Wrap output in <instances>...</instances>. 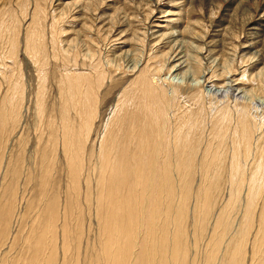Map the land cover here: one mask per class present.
<instances>
[{
    "label": "bare ground",
    "instance_id": "1",
    "mask_svg": "<svg viewBox=\"0 0 264 264\" xmlns=\"http://www.w3.org/2000/svg\"><path fill=\"white\" fill-rule=\"evenodd\" d=\"M152 12L147 14V20L150 18V14H154ZM35 16L34 18H36ZM151 17L153 18L155 16ZM3 18L5 17L3 16ZM34 20L36 21L37 19ZM35 21L33 22L34 24ZM6 23L8 24V22ZM6 23L3 24V29L0 30V35L2 34L0 40H2V43L7 42L8 35L14 29L13 24H8L10 26L6 27ZM15 25L17 26V23ZM56 25L54 26L56 27ZM28 27V32H30ZM57 28L59 32H56L57 36H53L54 38H52L50 52L46 50L48 48L38 45L37 40L30 42L27 45L28 49L25 51L34 60L35 68L38 71L39 82L44 83L48 81L49 71L48 69L45 70V67L48 68L52 58L56 62L61 63L58 67L63 66L65 69L60 75V80H58L60 96L61 98H65L67 105L71 101L75 103L73 109L78 111L79 114H83L85 118H88L87 122H84V126L87 128L82 130L79 126L78 129L80 128L82 131H78L74 135H72L71 130L67 129L60 136L62 138V141L60 140V147L63 149L62 152L65 156L68 178L67 184L65 185L66 191L64 198H66V201L64 199V203L61 201L62 192H60V182L57 183L56 178L58 176L57 173L59 174V167H57V148L59 146L57 128L56 131L52 129L53 126L51 128L52 131H50L47 138V143H50V145H46V142H44L46 147H43V155L41 156L42 168L39 174L41 176L39 181L41 183L38 188L39 195L36 199L33 197L32 200H28L27 203L25 201V212L20 215L18 214L19 183L17 180L21 174L20 169L14 166L11 172L13 176L12 183L5 190L6 192L8 190L9 193L4 194L5 204L3 206L0 204V258L2 254L4 255L0 259V264H59V248L61 247H59L58 243L60 239H62L63 253L62 259L60 257L61 264H82L80 261L83 255L81 256L80 252L83 250V209L85 208L81 206L82 199L80 197L82 195H84L85 199H83L87 202L86 208L89 212L94 208L100 237L99 245H97L99 249L96 250V246H92L91 253L93 255L90 257L88 255V261L87 263L85 261L84 264H247L246 260H250V264H264V249H262L264 245H260V242V247L257 248L255 244L257 240L264 241V233H261L264 230H261V224L264 222L261 224L258 222L261 221V218L262 221L264 219V167L262 164L257 165V158L253 154L261 146L262 138H259L261 133L259 135L258 132H262L263 120L262 124L256 123L258 126L256 131L259 136L258 139L256 133V136L253 135V130H255L256 126H254V120L243 104L241 108H238L239 104L236 107L225 102V105L223 100L222 103L225 106L223 104L216 105L212 99L211 105H208L205 111V108L202 107L204 106L203 90H200L202 93L200 91L197 93L194 90V97L191 98L193 99V104L195 103L196 106H199L198 113L195 110V114H193L194 108L191 110L192 108H188L184 102V105L180 104L179 99L181 96L179 88L164 87L165 84L163 85L162 81L159 82L157 79L161 77L166 65L168 72L190 68L187 71L193 70L191 71L194 72L193 74L199 75L203 63L201 58L194 56L193 58L191 57L194 64L192 66L187 65L190 62L185 59L186 54L183 55L184 53L181 50L185 46L182 47V43L178 45L179 42L174 44L170 49L172 51L171 54L170 52L163 53L164 50L161 54L159 52H153V46L159 42L162 43L163 41L164 43L166 41L165 46L168 47L173 43V36L170 34L159 35L162 30V27L159 25L155 27L151 26L148 32H144L145 35L142 33L141 36L144 37H136L138 39L136 43L140 46L142 45L141 49L144 48L143 52L146 51L145 49H150L144 53V56H142L143 53L137 45H133L134 48L131 50H119L120 52H117L118 50L112 52L113 49L111 48L112 54L109 53L106 55L94 39H90L89 41L85 40V44L83 45L85 46V50L83 46L80 47L75 42H71L65 46L60 38L64 28L63 26H57ZM86 28L87 30H91L89 25ZM108 29L112 28L108 27ZM40 33L43 34L42 32ZM176 33L178 34L177 31ZM25 35L27 36V34ZM146 35H148L149 42H146ZM26 40H29V38H26ZM72 40L74 41V39ZM19 41V36H16L15 43L17 47L19 46ZM134 41L136 40L134 39ZM9 45L7 46L9 47ZM14 49L11 50L14 51ZM177 49H180V51ZM138 51L142 53L141 56L137 54ZM6 55L3 56V60H5ZM13 56L15 55L13 54ZM188 56L190 57V55ZM80 57L84 58L82 62L86 66L84 68L86 73H84V70V72L80 71L81 74H84L75 73L76 75L74 74L73 76L72 72L78 66L82 67L80 65ZM6 61L11 63L8 60ZM1 68L7 71V66ZM222 68L219 71L215 70V73L212 74L217 77L219 75L224 76L232 70V66L228 61H224ZM3 72L2 74L4 75L5 73ZM15 73L16 71L11 73V78L8 77L0 83V96L2 95L0 98V172L3 171V167L5 166L6 177L11 174L9 173L11 171L9 166L11 165L8 166V162L5 163L7 149L5 150L4 145L8 141V137H10L9 135L7 136V128H15L20 123L22 107H17L16 100L20 98L22 101L24 97L22 89L18 92L19 81L16 80V75H19V73ZM133 75H137V78L133 81L131 80L127 87H121L123 90L119 92L116 101L113 102V107L110 109L111 112L109 114L111 117L107 123L105 122L106 125L103 127L105 130L100 135L101 138L100 136L98 137L100 138L99 146H97L99 147L98 152L93 151L91 154V160L94 159V163L96 160L95 165H97H92L91 169L97 175L96 183L91 182L92 178L89 175L86 178L83 177L84 165L86 163L85 159L88 156V153H86V157L84 156L85 144L88 141L94 119V117H91V114L96 113L95 110L98 108L96 106L98 104L97 99L98 97L101 98L99 96L101 95V89L108 79L111 80L108 93L112 94L115 90H119L117 88L118 86L121 84L123 86L127 82V76ZM117 77H120V80L116 81L115 79ZM80 79L83 81V84L86 82L85 79L90 83L87 84L90 86V88L89 86L87 87L89 91L85 92V96L87 95L89 97L88 99L86 96L87 101L83 100L84 94L81 92L85 88L81 87L82 81L79 82ZM5 85H7L6 92L2 88ZM39 86V92L36 94V105L40 111L38 113H43L44 116L42 110L44 109V102L47 98L46 87L42 88L43 85L41 83H39ZM203 87L205 88L206 86ZM214 87L207 88L206 91L210 95L214 93V97L223 93L222 89L220 90ZM22 88H24L23 85ZM208 92H205L204 96L210 98L211 96H209ZM19 93L22 95L18 96ZM156 97L158 98V102H153L157 99ZM58 110L60 109L58 108ZM204 115L207 116L206 119L209 117L208 121L203 119ZM259 119L261 121L262 118ZM68 123L70 124L69 120ZM42 131L41 136H44L45 129ZM42 140L40 138L41 142ZM228 144L232 146L229 149H233L234 153H236L233 161L231 160L232 164L230 165L232 166L228 165L229 163L227 164L229 167H232L231 170L227 168L229 173H231L229 200L225 208L217 214L214 223H212V218L215 215L216 194L220 186L218 184L214 186V182L209 188L206 189L204 187L205 189L203 190L201 188L203 183H206L205 185L209 184L208 182H203L201 185L198 184L200 187L196 190L193 186L195 173L197 170L200 174L202 173L201 177L203 179H200L203 181L209 179V173L213 169L209 165L217 161L220 164L224 162L222 154L216 150L218 148L215 150L219 154L216 152V155H212L214 153L213 148L216 145L227 146ZM202 145H205L206 152L204 154L202 152L204 155L202 159L203 165L200 166L201 163H199L200 165L196 163L198 162L197 160L199 158H197V155ZM262 146L264 145L262 144ZM262 149L264 150V148ZM240 150H242L241 154ZM260 151L262 150H259V154ZM216 156L217 158H215ZM217 165L214 163V166ZM261 166L263 169H258ZM27 175H29L28 181H32L33 173L28 172ZM83 178L85 180L86 190L82 186ZM92 183L96 186L94 187ZM24 197L26 196H22V200H24ZM74 198L75 205L71 209V201L74 204ZM192 198H195V206L191 209L190 203ZM261 202H263V205L262 210L260 209L261 212L259 211L260 216L258 217L260 219H257L260 227L256 225L259 231L258 233L256 232L255 239L253 238V252L250 251V253L252 252V256L250 255V259H248V256L246 257L248 255L246 253V245L254 225L253 222H255L253 220H256V210ZM28 218L32 220L27 221ZM189 218L193 220L195 225L193 243L196 249L199 248L203 236H207L206 233L210 230L208 226L211 223L213 225V228L210 227L213 230L210 241L207 242L209 250L206 252L203 261L200 260L197 251L193 255L191 254L189 246L191 245V241L189 242V236L186 234V226ZM15 221L19 225L18 229L20 232L18 235L12 236L11 228ZM72 221L76 226L74 232L70 229V223ZM26 227H28V230H26ZM58 230L61 231V235H59ZM259 233L261 234L260 239H258ZM72 234H75V237H77L76 242L78 241V245L75 252L71 254V246L67 240ZM228 237L230 238L229 242H232L229 245L232 246L229 253L227 252L229 250L225 251L226 248L223 250V246L228 242L226 241ZM250 241H252V238ZM8 245L9 250L2 253V249ZM86 245L87 247L84 248V251L89 252V249H91L90 244L87 243Z\"/></svg>",
    "mask_w": 264,
    "mask_h": 264
},
{
    "label": "rangeland",
    "instance_id": "2",
    "mask_svg": "<svg viewBox=\"0 0 264 264\" xmlns=\"http://www.w3.org/2000/svg\"><path fill=\"white\" fill-rule=\"evenodd\" d=\"M149 12H152L154 14L152 15L150 14V18L147 20L146 18ZM3 16L5 18H3ZM34 16L36 18H34ZM53 16H55L54 19H52ZM151 16H155V17L152 18ZM178 18L180 19L178 20ZM5 19H7L8 21ZM34 19H37L36 20L37 22ZM64 19H65V22H64ZM34 21H35V24L33 23ZM6 22H8V24H11V25L13 24L15 30L13 29V31L8 35V39H7L8 43L5 41L6 43L3 42L4 43L3 45L2 40H0L1 41L0 61L2 60V62H0V72H1L0 73V83L8 77L11 78L12 77L11 73L16 71L15 74L19 73V75H16V80L19 81L18 92H20V90L22 89L23 96L25 97V99L23 97L22 101L20 98L16 100L17 107H22L21 108V112H22L21 121L18 125L15 126L16 130H14L15 128L13 127L7 128V132H8L7 136L9 135L10 137H8L7 139L8 141H6L4 145L5 150L7 149L5 163L8 162V166L11 165L9 166L11 168V171L9 173L13 171L14 166L20 169L21 175L19 176L17 180L19 183V196H18V214L19 215L25 212L27 201L32 200L33 197H35L36 199V197L39 195L38 188H39V184L41 183L39 182L41 178L39 174L42 168V163H41L42 161L41 156L43 155L42 150L44 149L43 147L44 146L46 147V145L48 144L47 138L49 136L50 131H52V129L56 131V128H57V134L59 135V146H58L59 149L57 148L58 150V157H57L58 166L57 167H59L58 168L59 174L57 173L58 176H56V178H57V183L60 182V192H62L61 201L62 203H64V199L66 201V198H64V193L66 191L65 185L67 184L68 178H67V172H66V162L64 159L65 156L63 155V152H62L63 149L60 147L61 145L60 142L62 141L61 140L62 138H60V136H62L63 131L67 129L71 130L72 135H74L75 133H78V131L80 132L83 129L87 128L86 126H84L85 125L84 122H87L88 118H85L83 114H79L78 111L73 109L75 103L71 101L67 105V101L65 100V98L64 97L61 98L60 96V88L58 87L59 86L58 80H60L59 79L60 75L62 72H64V69H65L63 66L58 67V65L61 63L56 62V60L52 58L51 63L48 66V68L45 67V70L48 69L49 71L48 81L44 83L39 82L38 71L35 68L34 60L31 59V57L29 56L30 54L25 51L28 49L27 45L30 42H33V40L34 41L37 40L38 45L48 48L46 50L50 52L49 50H51L50 48H52L50 44L52 43V38H54L53 36H57L56 32H59L58 31L59 29L57 28V26H63L64 28L63 30L64 33L62 32L63 34L61 33V37H60L62 41L59 40L60 38H58V40L63 42L65 46H67L71 42H75L76 45H79L81 47L85 44V40L89 41L90 39H94L95 41L98 42V46L101 47L103 53L106 55L109 53L112 54V52H115L117 50H118L117 52H120L121 50L123 51L131 50L134 48L135 45H137L138 47H140V50L143 53V55L141 52H139L140 50L137 52V54L138 55L140 54V56L141 55L144 56V53L150 49H145L146 51L143 52L144 48L141 49L142 45L140 46L136 43L138 42L137 38L144 37V36H141L142 33L144 34V32H148L151 26L155 27L159 25L162 27V30L159 33V35L161 34L169 35L170 34L171 36H173L172 38L173 43L171 44L170 47H168V46H165V44L167 43L166 41H165L166 43L165 42L163 43V41L162 43L159 42L157 43V45L153 46V49H152L153 52H159V54H161V52H163L164 50L163 53L170 52L171 54L172 51H170V49L173 47L174 44L179 42L178 45L182 43L181 44L182 47L185 46L183 48L181 47L182 48L181 50L184 53L183 55L186 54L185 59H187L188 62L191 63L187 65L192 66L194 64V61L192 59L194 56L195 57L198 56L199 58H201V61L203 63L202 70L200 72L201 75L199 74L200 76L193 74L194 72H191L193 70L187 71V69H190V68L168 72L167 65H166V67H164V70L161 74V77H159L160 80L157 77L158 78L157 80L159 82L162 81L163 85L165 84L164 87L179 88L180 96L182 98V99L181 98L179 99L180 104L184 105L185 103L186 106H188V108L190 109L192 108L191 110H193L194 108L193 114H195V110H196V113H198L197 111H199V106L198 105L196 106L195 103L193 104V99L191 98L194 97V94H195L194 90H196L197 93L200 90H203L204 94L201 91L200 92L202 93V96H203L204 106L202 107L205 108V111H206V108H208V105L209 106L211 105L212 99L216 105L223 104V103L226 105L227 103V104H231L232 106L238 107V104H239L238 108H241L243 104L246 107L248 113L251 115V118L254 120V126L256 125V123L262 124L264 122V0H0V30L3 29V24H5ZM55 22L56 23L59 22V23H57L56 25ZM16 23H17V26L15 25ZM20 23H23V24H20ZM8 24L6 23V27L10 26ZM52 25L53 26L56 25V27L55 26L53 27ZM88 25L91 27L92 31L87 30L86 27ZM190 26L191 28L189 29ZM27 27L29 28L30 32H28ZM108 27L112 29H108ZM65 29L68 31H66ZM191 30L193 32L192 34H191ZM176 31L178 32V34L176 33ZM40 32H42L43 34H41ZM84 32L87 34H85ZM14 33L16 34L18 33V34L16 35ZM76 33L77 34L79 33L78 34L79 36ZM25 34H27V36ZM175 34H177L178 36ZM31 35L33 39L31 38ZM16 36H19V40H20L18 47L15 43ZM44 36L45 37L47 36L46 37L47 39ZM0 37H2V34L0 35ZM25 37L27 39L29 38L30 41L26 40ZM146 37H147L146 42H149L148 35H146ZM44 39H46L47 41ZM72 39H74V41ZM134 39L136 41H134ZM9 44H12V45H9ZM7 45H9V47ZM112 45H114L115 47ZM83 47L85 50V46ZM154 47H156L157 49ZM6 48L7 50L9 49L10 50L7 51ZM111 48L113 49V51ZM11 49H14V51H12ZM2 50H5V51H2ZM177 50L180 51V49H177ZM4 54L5 55L7 54L5 60H3V56H5ZM13 54L16 57L13 56ZM187 54L190 55V57ZM80 59H81L80 65H82V67L78 66L75 69L76 71L74 70L72 72L73 76L75 73L81 74V72H84L85 70L84 68H86V66L82 62V59L84 58L80 57ZM6 60L10 61L11 63L7 62ZM224 61L229 62V64L232 66V70L230 73L225 74L226 75V76L224 75L225 77L219 75L218 76L219 78H218L212 73H215L214 72L215 70H218V71L222 70ZM8 64H9V67H8ZM3 66L4 67L7 66V71L1 68ZM2 72L7 75L8 74L10 75L7 76L4 74L5 75L4 76ZM84 73H86V70ZM136 78H137V75L127 76V79H126L127 84L125 83L123 86L121 84L120 86L117 87L119 88V90H115V92H112V94L108 93L110 85H111L110 79L106 81V84L101 89V95H99L101 96V98L98 97L97 99L98 104L96 105L98 108H96L95 110L96 113L98 114L96 113H94L93 115L91 114V117L92 118L94 117L93 125L91 127V132H90L88 141L86 142L87 145L85 144V153H84L85 157L87 156L86 153H88V156H87L88 159L87 157L85 159V162H86L84 165L85 174L83 173V177L86 178L89 175V177L92 178L91 182L96 183V179H97V175H95L91 170L92 165H95L96 163V160H95V163L93 161L94 159L91 160V154L93 151L98 152L99 147L97 146H99V141L101 138L100 135L103 134V130H105L103 129V127H105L106 123L108 122V119L111 117L109 114L111 112L110 109H112L113 107V102L116 101V98L119 95V92L123 90L121 87L123 88H125V86L127 87L129 82H131V80L132 81L135 80ZM81 79L83 80V78ZM81 79L79 80V82L82 81ZM115 80L116 81L120 80V77H117ZM23 81L25 82L23 83ZM85 81L86 82L84 84L82 81L81 87L85 89H83L81 93L84 94L83 100L87 101L89 97L86 95L88 98L86 99L85 92L89 91L87 88L89 85L87 84H90V83L86 79ZM39 83L43 85L42 88L46 87V97L47 98L45 101L46 103L44 102V109L42 110L44 112V116H43V113H38L40 111L38 109V106L36 105V102H37L36 94L39 92L38 89L40 88ZM22 85L24 88H22ZM203 86H206V87L204 88ZM210 87H214V88L217 87L216 89H220V90L222 89L223 93H221L220 95H217V97H214L215 96L214 93H211L210 95V93L206 91L207 88H210ZM2 88L6 92L7 85L2 86ZM230 89L231 90L233 89V90L231 91ZM205 92H208L209 96L211 97L209 98L207 96H204ZM187 93H189L188 94L189 96L187 95ZM19 95H22V94L19 93L18 96ZM183 97L186 99H184ZM189 97L191 100L189 99ZM208 101H211V102H208ZM153 102H158V98L154 100ZM240 102L242 103L240 104ZM45 104H46V107H45ZM224 104L223 106H225ZM58 108L61 111L58 110ZM206 117L207 116L204 115L203 119L208 121L209 117L207 119ZM259 118H262L261 121ZM68 120L71 125L68 123ZM60 122H62L63 124L62 123L60 124ZM79 126L82 130L80 128H79L80 130L78 129ZM47 127L49 129L51 128L52 129L49 130ZM257 127L258 126L256 125L255 130H253V135L256 136L257 134L256 137L258 138L259 137L258 133L259 135L261 133L259 138H262L261 144H260L262 146V144L264 145V138H263L264 137V123L262 125V130H261L262 132L256 133L258 129ZM44 129H45V133H43L44 136H41L42 135L41 130L44 131ZM99 136L100 138H98ZM40 138L41 140L43 139L42 142L40 141ZM44 142H46L45 143L46 145L44 144ZM48 145H50V143ZM228 145L227 146L216 145V147L213 148L214 153L212 155L214 154L216 155V152L217 154L219 153L222 154L224 158V162L223 164L222 163L220 164L219 161L214 162L216 163V165L218 164L217 166H214V163H211V160L209 159L211 163L209 167L211 166L213 168L212 172L210 171L209 173L210 181L209 179H205L203 181L202 180L203 178L201 177L202 173L200 174L198 170L195 173V181H194L193 186L196 190L200 187L199 185H201L203 182L209 183L207 185H205L206 183H203L201 187L203 188V190L205 188L206 189L209 188V186L211 184L213 185L214 182H215L214 186H217V184L220 186V189H218L217 191V194H219L220 196L216 194L217 196L216 204H215L216 207L214 208L215 215L212 218V223H214V220L217 214L225 208L229 200L228 199L229 198V187H230L229 181L231 179L230 178L231 173H229L228 170H231L232 167H229L228 165L232 164L231 162L233 161V158L236 156V153H234L233 149L230 150L229 148H231L232 146L231 145L228 146ZM261 146H259L258 151H255L253 154H255L257 158V165L262 164V166L264 167V160H263L264 150L262 149L264 148V146H262V148ZM201 147L202 148H200V152L197 155V158L199 159L197 160L198 162L196 163L198 165H200L199 163H201L200 166L203 165V162H202V159L204 157L203 154L206 152L205 145H202ZM215 149L218 150L219 153ZM260 149L262 151H260V154H259L258 152ZM241 152L242 150H240V154ZM37 157L40 159H38ZM215 158H217V156ZM242 161L244 162V160ZM251 161L249 160V162ZM200 166H198V168H200ZM262 166L261 168L258 167V169L262 170L263 169ZM28 172L33 173L34 175L32 177L33 180L30 182L28 181V176H29L27 175ZM88 172L91 174H89ZM263 172H264V169H263ZM211 178L214 180H212ZM12 180H13L12 173L6 177L5 166H4L3 171L0 172V204L2 206L5 204L4 194L9 193L8 190H7L8 193L5 191L6 187L12 183L11 182ZM28 182H29V185L27 186ZM94 183L92 184L95 187L96 185ZM82 186H83V189L86 190L84 178L82 181ZM22 196H26L24 197V200H22ZM80 198L82 199L81 206L85 207L83 209V219H84V228H83L84 233H83V239H82L83 250H81L80 252L81 256L83 255L80 263L84 264L85 261L86 263L88 261L87 260L88 255L89 257L93 255V253H91V250H92L91 247L96 246V250L99 249L97 248V245H99L98 243L100 241V237H99V226L97 227L94 208L90 210L89 212V210L86 208L87 202H85L84 200L85 199L84 195H82V197ZM192 200L190 203L191 209L192 207L195 206V198L194 199L192 198ZM71 205H72L71 209H73L74 208L73 205H75V198H74V204L71 201ZM262 205H263V202L260 203L259 207L256 210L257 211V215H255L256 220H253L255 222H253L254 225H253V228L251 229L249 240L246 245V253H248L246 257L248 256L247 257L248 259H250L249 257L250 255L252 256L251 254L253 252L252 246L254 245L253 243H254L255 236L259 231V229L257 230L258 228L257 226H259L262 222H264V219L262 221V218H261V221H258L260 224H258L257 222V219L258 220L260 219V217L258 216H260ZM191 213H192V210H191ZM30 220L32 219L30 218ZM30 220L29 218L27 219V221H30ZM72 222L70 223V229L72 230V232H74L76 226L74 222L73 223ZM212 223L210 226H208L210 230L208 229L209 232L207 231L206 233L207 236H203L204 240L202 239V242L199 244L198 249H196L193 243V233H194L195 225L191 218H189V221L186 226V231H187L186 234L189 236V242L191 241L190 242L191 245H189L191 249V254L193 255L194 252L197 251L201 261L204 260L205 254L209 250V246H207V242L210 241V236L213 231L211 230V228H213ZM60 225L62 227L61 223ZM262 225H263V228H262ZM18 227L19 225L17 224V221H15L11 228L12 236L19 234L20 231ZM262 229H264V223L261 224V230ZM26 230H28V227H26ZM60 230H58L59 235H61ZM263 231L264 230H262L261 233H264ZM259 237H261L260 233L258 235V239H260ZM228 238L226 239V241L228 242H226L225 245L223 246L224 247L223 250L226 248L225 251L229 250L227 251L229 253L232 247L229 245H231L232 242H229L230 238L229 239ZM251 238H252V241H250ZM76 240H77V237H75V234H72V236L69 237V239L67 240L68 244L71 246L70 248L71 254L75 252L76 247L78 245V241L76 242ZM87 243L90 244V248H91L89 249V252L84 251V248L87 247L86 245ZM58 244H59V247H61L59 248V264H61L62 261L60 260V257L61 259L63 257L62 239L59 240ZM255 244H256V247L258 248L260 247V245L262 246L264 245V241L257 240ZM228 246L230 249L228 248ZM8 250H9V245L2 249V253L7 252ZM250 251L252 252L250 253ZM3 256L4 255L2 254L1 258ZM246 261H247V264H250V260L249 261L246 260Z\"/></svg>",
    "mask_w": 264,
    "mask_h": 264
}]
</instances>
